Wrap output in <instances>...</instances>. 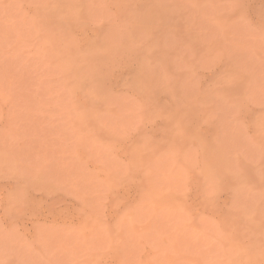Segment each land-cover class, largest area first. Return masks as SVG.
<instances>
[{"label": "rangeland", "instance_id": "obj_1", "mask_svg": "<svg viewBox=\"0 0 264 264\" xmlns=\"http://www.w3.org/2000/svg\"><path fill=\"white\" fill-rule=\"evenodd\" d=\"M0 264H264V0H0Z\"/></svg>", "mask_w": 264, "mask_h": 264}]
</instances>
